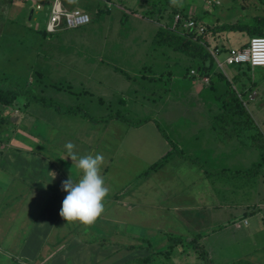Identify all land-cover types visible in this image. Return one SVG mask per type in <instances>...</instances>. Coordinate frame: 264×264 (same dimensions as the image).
<instances>
[{
  "label": "crops",
  "instance_id": "0c3cea01",
  "mask_svg": "<svg viewBox=\"0 0 264 264\" xmlns=\"http://www.w3.org/2000/svg\"><path fill=\"white\" fill-rule=\"evenodd\" d=\"M54 1L0 0V35L7 21L12 26H21L25 12L28 25L32 21L33 25L39 23L36 29L41 24L44 28ZM59 2L65 8L89 6L83 3L80 7L78 0ZM91 3L98 4L97 0ZM193 86L197 92L195 95L189 92L188 102L179 89L173 94L168 91V98L156 99L144 84L116 87L112 91L116 94L115 106L125 109L142 103L144 107L157 109L155 115L151 113V120L136 125L110 119L103 128L107 132L98 130L96 124L92 126L84 117L85 120H79L76 115H58L55 110L43 117L44 108L34 103L24 111L16 108L23 114L11 117L5 114L11 107L0 105V117L6 118V122L14 119L18 124L17 129L6 132V140L0 143V264H139V251L127 245H134V239L141 237L149 241L155 233L147 228L139 236L132 227L130 231L125 228V221L133 225L141 219L157 220L158 224L165 221V227L159 231L167 235H193L205 241L221 229L242 230L244 246L264 249V162L249 138L264 125V110L260 109L264 102H258L253 113V108L248 107L254 125L247 129L244 115L240 118L223 114L220 89L213 91L207 84L203 85L205 92L202 85ZM186 106L191 107L190 113ZM65 118L88 124L64 127ZM145 123H150L151 128H143ZM0 130V135L6 131ZM107 135L117 140L130 135L133 139V147L127 149V165L133 174L117 183V177L110 178V173L106 182L111 187L105 185L108 193L103 211L93 222L65 220L59 214V202L66 195L62 182L70 176L74 181L79 179L78 150L85 145L89 144L85 155L101 154L103 159L109 156L111 152L99 147ZM69 141L74 145L73 158L67 157L65 144ZM117 149L118 144L112 157L121 156ZM163 157L166 160L152 169ZM121 159L125 161V156ZM135 161L140 162L143 171L132 167ZM124 168L128 169L124 162L115 163L116 173ZM130 178L132 181L128 182ZM165 239L156 240L159 245L156 250L166 248L169 243ZM206 251L211 257L212 249ZM256 253L245 255L244 259L264 263V252L259 258ZM166 255L169 264L197 262L194 253L185 257L169 252Z\"/></svg>",
  "mask_w": 264,
  "mask_h": 264
},
{
  "label": "rangeland",
  "instance_id": "374dc122",
  "mask_svg": "<svg viewBox=\"0 0 264 264\" xmlns=\"http://www.w3.org/2000/svg\"><path fill=\"white\" fill-rule=\"evenodd\" d=\"M91 1L78 0V3L79 6L83 5V3L88 5ZM91 4L93 5L91 10L80 8L89 14L92 19L91 22L77 28L61 30L55 34H42L41 31L44 24L39 26L40 29L35 28L36 24L39 25V23L33 25L31 21L30 25H28L26 12L21 26H12L7 21L5 26H3V34L0 35V80L24 86L32 93L56 99L64 106L79 107L78 112L84 111V113L87 112L93 116H103V114H109V112H118V115L126 117L130 121V125H132L133 122H138L144 117L152 118L151 113L155 115L157 108L153 110V107H144L142 103H136L133 107L129 106L125 109H123L124 107L115 106L113 100L114 97L116 98V94L112 91L116 87H124L126 84H157L153 86L156 91L153 93L149 91L153 98H168V95H166L168 91L173 94L179 89L183 92L185 101L188 102L190 100L189 92L194 95L197 92L194 86L192 87L193 84L207 86L209 83L208 75H201L193 79L191 74H195L194 70H190L191 66H189V63L179 54L170 51L162 53L159 49H152L151 47L154 29L159 24H174L175 19L173 18L172 20L174 7L186 9L190 16L209 27L224 23L243 22L257 15L264 14V0H149L148 2L146 0H114L111 4L107 3L108 6L111 5V8L102 16L97 13L99 5ZM113 4L115 6H112ZM28 6L26 2L25 7ZM124 14L126 16L123 18ZM37 30L39 31L37 32ZM206 37L211 46L215 44L222 45V42H224V45L228 47H241L249 39L246 33L234 30L221 31L213 35L208 31ZM211 49L213 48L209 47L210 53ZM221 51H224V49ZM223 59L224 56L221 54L220 61L222 62ZM216 66L227 76L229 83L234 84L240 93L237 92V95L241 103L247 109L248 107L250 110L253 108L252 113L258 102H264L263 66L251 68L250 70H246L244 66H239V71L225 64H222L221 68L217 64ZM245 74L251 76L253 85L248 93L243 96L238 87L246 81ZM234 75L239 78L237 83L233 80ZM203 87L205 88V86ZM218 87H220L218 94L223 95L226 89V81L223 80L218 84ZM163 90H165V94ZM101 95L106 100L101 99ZM37 105L44 108L41 109L44 112L43 117L54 112V109H49V107L47 108L40 104ZM260 109L264 110V105ZM50 110H53V112ZM186 111L190 113L191 107L186 106ZM5 114L16 116L23 113L12 107L10 109L7 108ZM182 115L184 116L185 114ZM76 116H79L77 117L79 120L84 119L81 113L76 114ZM116 120L120 119L116 117ZM82 121L78 123L87 122ZM120 121L124 122V120ZM110 122L108 120L91 122V124L92 126L96 124L98 130L100 128V131L107 132L103 128ZM63 123L64 127L68 125L74 127L78 124L68 121L66 118ZM17 125L16 121L13 119L11 122L10 118L9 122L0 126L3 130H6L4 131L5 133L0 135V143L6 140V132H12L17 129ZM142 125L143 128H151L150 123ZM77 128L80 129V126H77ZM124 128L126 129V126ZM138 132H141V130ZM261 133L264 142V125L261 128ZM87 136L90 138L91 134ZM116 140V137L107 135L103 136V142H99V147H105L107 152H111L108 154L109 156L103 159L100 170V174L104 177L105 185L109 188L111 185L106 180L111 172L110 178L117 177V183L121 180L125 181L124 179L133 174L129 170L130 165H127L129 163L127 149L133 147L131 144L133 139H131L130 135H127L124 140H117L118 149L116 151L121 155L118 158H115V155L112 157L116 153L113 151L117 145ZM88 147L89 144L78 150L81 153L79 154L80 157L85 156V153L88 152ZM122 155L125 156V161L121 159ZM123 162L128 169L124 168L116 173V169L114 170L115 163L123 165ZM132 167L140 172L143 169L139 161H135ZM129 181H132V179L130 178ZM174 185H176V182ZM262 189H264V183ZM163 215L167 218L166 214L163 213ZM165 225V221L158 224L157 220L153 219H141L133 222V225L127 223V220L125 221V228L129 230V227H132L139 236L146 233L147 228L155 233L151 236L153 239L149 240L150 245H146L140 239H134L133 243L136 244L135 246H141L133 248L139 251V257H141L139 261L148 258L150 259L148 264H169V256L166 255V252H169L170 255L176 253L183 255V257L194 253L197 260L196 264H233L243 260L245 255L252 256L257 252L256 257L259 258L264 252L261 246L257 248L244 246L242 230L235 229H231V231L228 229L218 230L219 232L211 235L208 241L197 239L193 235H184L180 236L181 239L183 238L182 242L171 243L172 245H170L167 237L172 235L159 231V228L165 227ZM91 235L87 234V236ZM163 238H166L165 242L169 244L166 245L165 249L156 250L157 246H159L156 240H162ZM207 248L209 250L212 249L211 257L206 251ZM203 249L206 258L198 255L200 252L202 253ZM144 254L146 255L143 256ZM189 260H193V257ZM253 263L259 264L260 262Z\"/></svg>",
  "mask_w": 264,
  "mask_h": 264
},
{
  "label": "trees",
  "instance_id": "16d2710c",
  "mask_svg": "<svg viewBox=\"0 0 264 264\" xmlns=\"http://www.w3.org/2000/svg\"><path fill=\"white\" fill-rule=\"evenodd\" d=\"M114 0H97L98 3V9L97 13L98 15H101L108 12L111 8V5L108 6L107 3H112ZM149 0H146L148 2ZM86 6V9L84 10H91L92 7ZM102 5V6H101ZM112 6H115L113 4ZM89 7V8H88ZM174 14L172 15V20L176 14L180 15L179 20L171 24H159L153 31V37L151 39V47L152 49H159L160 52H172L177 53L183 59H185L189 66H191L190 70L193 69L195 74H191L193 79L197 78L201 75H208L209 76V86L213 91H218L220 87H218V84H220L223 80L226 81V89L224 91V94L221 97V103L223 106V114L226 116L235 115L241 118L242 115L245 116V125L248 128H251L253 124V120L250 118V112L243 104L241 103V100L239 99L237 92L238 90L234 86V84L229 83V79L227 78L224 73H222L216 66L213 56L210 53L209 47L215 48L218 47L220 51L224 49V51L228 48V46L224 45V42H222V45H210V43L207 40L208 31L211 35L221 32V31H238L246 33L249 37L251 36H264V14L257 15L255 17H252L251 19H248L246 21L236 22V23H224L218 26H206L203 24V22H200L196 18H193L188 14L186 9H177L174 7ZM126 15H123V18ZM193 19L197 23L204 26V30L200 33H197L191 28H188L184 25V23L189 20ZM90 18V22H91ZM77 28V27H75ZM67 28H61L54 32H49L43 28L41 31L42 34H55L58 33L61 30H64ZM71 29V28H69ZM210 45V46H209ZM243 44L242 46H244ZM179 56V57H180ZM239 66H244L246 70H250L251 67L248 64H235L230 65V67L240 70ZM155 68V66H154ZM189 70V72H190ZM235 76V75H234ZM233 76V77H234ZM246 81H244L240 86L238 87L240 91L242 92L241 95L245 96L248 91L251 89V86L253 85V80L250 75H246ZM233 80L237 83L239 81L238 76H235ZM214 84H217L214 85ZM157 84H144V86L149 88L150 92L156 91L153 86ZM30 103H37L44 107H49L54 109L59 114L64 115H76L78 113H81V115L88 119L91 122H103L108 121L110 119H116L119 118L120 120L127 121V118L123 115H118V112L116 113H110L106 116H93L88 114L87 112L84 113L78 112L79 107L76 106H64L60 102H58L56 99L45 97L44 95H36L30 91L27 90L24 86L18 85V84H11L8 82H5L3 80H0V105L7 106V107H15L17 109H25ZM119 111V110H118ZM151 120L150 117H144L142 120L138 122H133L132 124H139L143 121ZM6 122V118L0 117V125ZM130 122V121H129ZM156 125L158 128H160V124L156 122ZM254 134V135H253ZM250 141H253L254 145L261 154V157L263 159L262 162H264V142L261 131L257 130L253 133H251ZM255 139V140H254ZM166 160V157H163L159 161H157L155 164H153L151 167L152 169H155L160 164H162ZM56 197V196H55ZM60 201L59 203H61ZM141 241H144L146 245H150L149 241L143 240L142 238H138ZM168 241L170 242V245L177 244V242H182L183 238L181 239L180 236H168ZM92 240L97 242H104L103 239L99 238H93ZM172 243V244H171ZM134 245H127V246H134L135 248H139L141 246H135ZM148 247V246H147ZM168 254V252H166ZM202 258H206L205 251L203 249L202 253L200 252L198 254ZM150 261L148 258H144L141 261L138 260L139 264H146ZM233 264H256L253 262H250L248 260H240L237 262H234Z\"/></svg>",
  "mask_w": 264,
  "mask_h": 264
},
{
  "label": "clouds",
  "instance_id": "9594fccd",
  "mask_svg": "<svg viewBox=\"0 0 264 264\" xmlns=\"http://www.w3.org/2000/svg\"><path fill=\"white\" fill-rule=\"evenodd\" d=\"M69 155L73 158L74 145L69 141L65 144ZM103 156L101 154L79 157L77 169L80 170L78 180L69 179L62 182V190L66 192L61 202L59 214L65 220H78L88 224L103 211V200L108 193L104 177L100 174Z\"/></svg>",
  "mask_w": 264,
  "mask_h": 264
},
{
  "label": "built area",
  "instance_id": "2783aa9c",
  "mask_svg": "<svg viewBox=\"0 0 264 264\" xmlns=\"http://www.w3.org/2000/svg\"><path fill=\"white\" fill-rule=\"evenodd\" d=\"M180 18L179 14L174 16V23ZM90 22L89 14L80 8H65L59 0H55L50 8L49 17L45 29L54 32L61 28H75ZM184 25L193 29L197 33L204 30V26L193 19L187 20ZM211 54L215 58L216 64L221 68L222 64H248L251 68L264 67V36H251L244 46L228 47L225 51H220L218 47L211 49ZM223 54L224 59L220 61ZM217 57V58H216Z\"/></svg>",
  "mask_w": 264,
  "mask_h": 264
}]
</instances>
